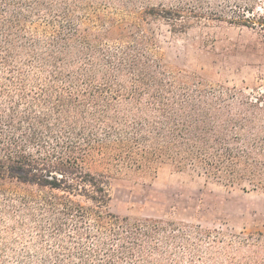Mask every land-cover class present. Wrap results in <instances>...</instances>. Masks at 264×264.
Returning a JSON list of instances; mask_svg holds the SVG:
<instances>
[{"label":"trees","instance_id":"16d2710c","mask_svg":"<svg viewBox=\"0 0 264 264\" xmlns=\"http://www.w3.org/2000/svg\"><path fill=\"white\" fill-rule=\"evenodd\" d=\"M213 24L264 34V0H0V264H264V233L110 211L160 164L264 191V93L159 51Z\"/></svg>","mask_w":264,"mask_h":264},{"label":"rangeland","instance_id":"374dc122","mask_svg":"<svg viewBox=\"0 0 264 264\" xmlns=\"http://www.w3.org/2000/svg\"><path fill=\"white\" fill-rule=\"evenodd\" d=\"M157 42L172 69L264 93V34L213 24L176 36L161 27ZM110 211L131 217L172 216L237 234L264 233V191L207 179L194 167L175 171L160 164L153 177L115 187Z\"/></svg>","mask_w":264,"mask_h":264}]
</instances>
